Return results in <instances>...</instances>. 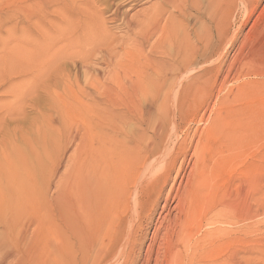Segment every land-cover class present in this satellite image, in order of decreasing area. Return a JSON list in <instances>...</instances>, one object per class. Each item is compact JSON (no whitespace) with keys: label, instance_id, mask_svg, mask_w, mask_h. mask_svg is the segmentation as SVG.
I'll return each mask as SVG.
<instances>
[{"label":"bare ground","instance_id":"6f19581e","mask_svg":"<svg viewBox=\"0 0 264 264\" xmlns=\"http://www.w3.org/2000/svg\"><path fill=\"white\" fill-rule=\"evenodd\" d=\"M118 1L0 0V264H208L222 238L218 228L200 231L229 210L210 163L262 117L232 109L245 86L220 96L232 71L223 48L233 22L242 13L239 33L260 0ZM138 3L151 5L129 16ZM104 16L120 35L108 34ZM212 62L214 75L204 67ZM204 96L203 108L213 98L218 108L187 143L183 123L204 118L184 119V106ZM186 143L195 159L182 187ZM170 181L140 262L146 237L132 231Z\"/></svg>","mask_w":264,"mask_h":264},{"label":"rangeland","instance_id":"374dc122","mask_svg":"<svg viewBox=\"0 0 264 264\" xmlns=\"http://www.w3.org/2000/svg\"><path fill=\"white\" fill-rule=\"evenodd\" d=\"M117 3H123V0H119ZM150 5L151 3H146L144 5L142 3L135 4L129 13V16L140 14L141 11L147 9ZM257 7L254 13L251 15L252 17H250V19L242 26L239 33L236 31L238 30V26L242 24V13L237 17L229 29V34L226 41L227 44H225L226 46L223 48L222 62L224 63L226 61L225 64L227 66L232 64V71L231 75H229V78L226 79L224 85L222 86L220 96L223 97L229 95L232 97V94L235 93L237 86H245V89L237 94V99L233 100L231 104L232 109L234 111H239L241 109L243 110L251 108L259 111L260 114L262 113V117L249 119L246 122L247 125H245V127L239 128L242 132H240L238 143L232 146L229 145V147L226 148H220L215 152V159L213 158L214 160L210 163L212 164L211 167L213 166L214 168V176L211 175V183H213L217 188L219 194H224L226 198L230 197V199H228V202L226 203V205H229V210H227L228 213L226 212L227 214H223L224 220H222V224L225 225L216 224L215 226H207L204 227L203 230H200L202 233H204L218 228L220 229L219 231L222 232V238L218 241H215V244L210 246L212 250L208 251L209 255L206 260L208 264H214L216 261H219L218 264H264V0H260ZM49 11L50 15L47 16L46 19L49 21V24L47 25L48 27H46V29L49 30H47L49 35H53L55 32H57L55 29L58 28V26H55L58 23V21L55 19L57 18V14L55 13L54 7L50 8ZM104 18L106 23L105 27L108 34L111 36L120 35L119 30L116 29L117 25L109 23L107 16H104ZM179 20H181V18H179ZM174 24L176 32L180 34L181 27L177 25V21ZM8 26H6L5 29H7ZM54 26L56 27L55 29ZM49 27H52V30L49 29ZM192 29L193 25L191 24L188 28L190 33L192 32ZM55 34L57 35V33ZM35 36L36 35L33 37ZM2 37H6L5 31L4 34L2 33ZM190 38L192 41H195L193 36L190 35ZM88 44H90V42ZM242 60H245L249 64L241 65ZM207 66L214 68L212 73V75H214L216 72L215 68H217L218 64L216 62H212V64H207L204 67ZM235 74L239 76L237 80L234 79ZM211 86L212 85L209 82L206 86L207 91L210 90ZM215 94L217 95L216 92L214 93V96H216ZM206 101L207 98L204 96L198 99L197 102L191 101L190 105L187 106L186 104L184 106V109L186 108V110L183 109L185 111L183 114L184 119H191V117L194 116V112L196 114L197 111L199 113V117L200 115H203L204 118L203 122L200 124L189 123L187 125L183 121V127L185 126L184 128H186L187 132V143L189 141L188 139H190L191 135L196 130L204 128L206 126L205 122L212 120L214 111L218 108L214 103V98L209 101L206 109L203 108V105H205ZM26 114L31 120H34L37 116V113L31 109H26ZM186 115H188V118ZM207 118H210V120ZM27 126L28 123L24 124L23 127L26 128ZM232 127L233 130H236L235 128L237 127V124H228L226 126V130H229ZM199 133L200 132L197 131V135ZM184 137L185 135H179L174 139L176 142H179V140ZM218 137L211 138L210 142L216 140ZM187 143L185 145L186 149L182 151L183 154L185 153L183 159L185 171L183 173V179L181 182L182 187L186 183L188 175L187 173H189L188 170H190L195 159L192 155L193 146L189 148ZM214 143L216 144L217 142L215 141ZM175 151L170 155L173 156L180 152L177 149H175ZM180 160H182L181 155L177 160L176 168L179 166L181 162ZM233 165L237 168L233 167ZM173 174L175 175V172L172 173V178L174 177ZM170 183L171 181L168 183L169 185L164 187L162 191L164 194H160L161 196H159L160 199L158 200L157 205H155L154 208L149 209L148 212L150 214L147 211L145 212L146 215L141 219L142 224L139 231H132V233H136V239L138 238L137 241H141L142 238L144 239L146 237L143 249L140 252L138 249L135 251L136 257L139 258L140 262L142 261L141 258L143 257L144 250L148 244L147 239L151 237L155 226H158V222L161 221L163 217L161 216L159 220L157 215L159 214L163 199L166 196L165 194L170 188ZM177 184H179V178L175 183V189L177 188ZM174 204L175 203L172 202L170 203V209ZM174 215L175 211L171 209L170 219H173ZM142 226L144 227L142 228ZM162 231L163 230L159 232V238L164 234V231L163 233ZM16 232L21 231L16 230ZM199 236L200 235L198 234L196 237ZM153 258L154 256L152 259ZM151 262V264H154L153 260Z\"/></svg>","mask_w":264,"mask_h":264}]
</instances>
